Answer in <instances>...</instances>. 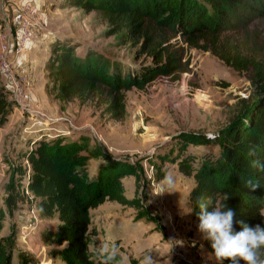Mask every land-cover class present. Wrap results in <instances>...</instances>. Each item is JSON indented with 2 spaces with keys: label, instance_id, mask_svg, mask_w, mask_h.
I'll use <instances>...</instances> for the list:
<instances>
[{
  "label": "rangeland",
  "instance_id": "rangeland-1",
  "mask_svg": "<svg viewBox=\"0 0 264 264\" xmlns=\"http://www.w3.org/2000/svg\"><path fill=\"white\" fill-rule=\"evenodd\" d=\"M69 2H41L44 22L38 29L44 37L40 45L32 43L39 46L40 58L43 51L49 56L52 45L59 43L73 46L77 55L95 52L123 68L139 63L134 62L130 45H121L119 36H106L108 26L95 13L84 14ZM33 65L39 90L32 96L26 92L23 102L0 76L12 105L0 128V239L14 240L12 264L19 263V252L32 264L59 262L51 254L56 244L45 240L57 220L43 217L38 200L15 185L24 180L25 186L29 178L21 175L27 168L24 154L39 140L56 137L84 141L89 156L99 151L100 156L85 165L88 181L113 161L132 169L119 181L121 201L107 200L89 212L87 245L93 264H141L148 254L154 264H218L192 213H185L194 181L179 173L177 162L187 159L197 170L220 156L218 138L243 108L242 101L254 94L247 77L209 53L183 47L185 71L174 78H158L144 91L126 93L125 114L116 121L96 102L59 105L50 94L43 67ZM13 70L16 78L15 66ZM166 175L174 180L170 188L161 183Z\"/></svg>",
  "mask_w": 264,
  "mask_h": 264
},
{
  "label": "trees",
  "instance_id": "trees-1",
  "mask_svg": "<svg viewBox=\"0 0 264 264\" xmlns=\"http://www.w3.org/2000/svg\"><path fill=\"white\" fill-rule=\"evenodd\" d=\"M69 5L95 13L108 26L106 36H119L121 45L134 49L133 60L139 63L123 68L95 52L77 55L73 46L54 43L43 71L51 82L50 94L61 106L96 102L104 115L119 121L126 93L144 91L158 78L185 71L183 47L209 53L247 77L254 94L242 101L243 108L218 138L220 156L197 170L184 159L177 169L194 181L189 207L197 223L200 203H226L236 213L234 220L264 227V172L256 166L264 165V0H71ZM11 106L0 84V128ZM86 153L84 141L56 137L39 140L23 156L27 168L21 175L29 178L25 186L24 180L16 182V188L25 187L38 200L42 216L57 220L45 235L57 247L51 254L59 262L52 264H93L87 245L89 212L107 200L120 202L119 181L132 173L127 163L113 161L88 181L85 165L100 153ZM246 180L259 187L246 188ZM234 228L242 230L235 223ZM204 245L214 255L209 241ZM14 249L12 237L0 239V264H12ZM260 256L264 259V249ZM18 261L32 264L23 252Z\"/></svg>",
  "mask_w": 264,
  "mask_h": 264
},
{
  "label": "clouds",
  "instance_id": "clouds-1",
  "mask_svg": "<svg viewBox=\"0 0 264 264\" xmlns=\"http://www.w3.org/2000/svg\"><path fill=\"white\" fill-rule=\"evenodd\" d=\"M256 166L259 171L264 172V165L257 163ZM161 183L165 188H170L174 180L170 175H166ZM244 186L254 191L259 187V183L246 180ZM227 199L225 196L224 200ZM199 208L198 231L209 241L218 264H224L225 261L227 264H264V259L260 256V251L264 249V227L260 224L249 226L242 221L234 220L236 213L227 207L226 203L218 205L200 203ZM192 211L193 208H189L185 213ZM234 223L242 230L236 231ZM111 258L109 256V259ZM141 264H154V258L151 254L145 255Z\"/></svg>",
  "mask_w": 264,
  "mask_h": 264
},
{
  "label": "built area",
  "instance_id": "built-area-1",
  "mask_svg": "<svg viewBox=\"0 0 264 264\" xmlns=\"http://www.w3.org/2000/svg\"><path fill=\"white\" fill-rule=\"evenodd\" d=\"M39 9L31 4L25 5L12 15V24L15 35L0 34V76L10 83L12 93L18 102L26 98V79L16 81L13 60L23 55L25 50L32 45L37 22L42 26ZM44 22V21H43Z\"/></svg>",
  "mask_w": 264,
  "mask_h": 264
},
{
  "label": "crops",
  "instance_id": "crops-1",
  "mask_svg": "<svg viewBox=\"0 0 264 264\" xmlns=\"http://www.w3.org/2000/svg\"><path fill=\"white\" fill-rule=\"evenodd\" d=\"M42 1L43 0H0V34L12 36V31L14 29L12 24L13 13L22 8L25 4L34 5L40 10V7L42 6ZM38 27H42L41 21L40 23L37 22V29L35 31V38L33 40V44L39 43L40 45L44 36L43 32L40 31ZM29 49H27L23 55L19 56L15 60L14 66L15 72L17 73L18 71V73L16 74V79L24 76L27 82L26 92L28 95L32 96L35 90H39L37 89L39 88V86L37 83L36 70L33 63L38 65V67L42 68L44 62L47 60L48 52L43 51L44 55L40 58V54H37L39 53V46L34 45L31 50Z\"/></svg>",
  "mask_w": 264,
  "mask_h": 264
}]
</instances>
